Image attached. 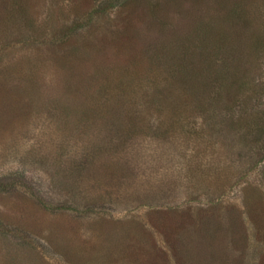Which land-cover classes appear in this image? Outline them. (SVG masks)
<instances>
[{
    "label": "rangeland",
    "instance_id": "1",
    "mask_svg": "<svg viewBox=\"0 0 264 264\" xmlns=\"http://www.w3.org/2000/svg\"><path fill=\"white\" fill-rule=\"evenodd\" d=\"M112 2L0 0V175L21 169L54 203L79 210L53 213L20 189L0 192V264H264V0ZM208 31L228 39L217 48L234 49L248 82L236 126L196 139L193 117L175 129L165 113L167 144L143 126L121 145L105 138L82 175L77 160L51 163L61 146L78 155L76 132H93L79 126L92 97L135 83L152 64L164 69L179 47L191 66L208 68ZM89 196L107 203L87 212Z\"/></svg>",
    "mask_w": 264,
    "mask_h": 264
},
{
    "label": "trees",
    "instance_id": "2",
    "mask_svg": "<svg viewBox=\"0 0 264 264\" xmlns=\"http://www.w3.org/2000/svg\"><path fill=\"white\" fill-rule=\"evenodd\" d=\"M10 1L14 2L15 0ZM124 3L125 0H114L111 8H118L119 6H123ZM22 11L24 12V9H22ZM208 32H206L207 34H205L204 40L202 39V45L205 46V49L200 53V58L209 65L208 68L206 67L204 69L202 66L195 68V66H191L192 64L188 63L189 57L187 58L190 49H188V46L185 50L179 47L182 51L175 54L173 57L165 55L169 64L164 69L162 68L164 64L161 66L152 64L149 70L140 73L141 78L139 77V80L135 81V83L132 80L126 83L121 81V86H117L115 90L108 93L106 96H98L99 98L95 96L92 97L91 101L93 103L89 105L94 111L91 112V116H85L83 120L86 119L88 121L79 123V126L91 128L93 132L90 134L87 133V130L85 133L81 131L76 132L77 138L74 139L75 143L81 142L82 145V147L79 148L78 155L72 153V147L69 150L70 146H66L67 149L61 146L60 149L63 148L62 152L56 155L55 158L51 160V163L57 162L59 165L68 159L77 160L76 168L77 171L81 173L79 175H82L85 173L86 168H90L88 165L97 158L98 151L108 146V143L104 140L105 138H108L111 144L118 141L121 145V143L124 144L129 138L133 140V136L136 132L138 133L140 128L143 130V126L151 125V127L154 128L156 132V135H154L156 137L155 143L167 144L169 141L166 142L167 139L163 138L164 130H162L166 124V121L163 120L162 117L165 113L170 116L172 121V123H168V125H171L175 129L180 126V123L184 124L183 120H185L184 122L187 120L190 121L193 117L194 124L188 126L192 127V129L193 127L197 129L196 139H201V137L206 134L207 127L210 126H212V130L217 133L224 129V125H230L231 127L236 126V108L241 104L238 100L246 94L242 91L248 82L246 83L243 81L245 78L243 76L237 77L239 60L237 55L234 54L233 45L231 46L233 49L231 52L226 50V48L224 50H219L217 48L218 43L222 44L224 42L225 44V41L228 39L221 38L223 35L217 38L213 35V32ZM159 44L158 42L151 44L147 47L146 51L148 52L149 49H154L155 47L158 48ZM155 54V57L159 59V57H157L158 52L154 53V55ZM174 59L181 61V64L175 65V63H170V61ZM152 61L155 60L152 59ZM175 82L176 85H174ZM249 84L252 85L251 82H249ZM174 87H178L177 91L180 96L176 99L175 105L171 106L170 103L174 101L171 90L174 89ZM100 88L102 89L101 86L98 87V89ZM233 90L235 92H233ZM164 91L169 93L162 99V97L159 96L160 94H166ZM190 93L194 94L190 95ZM71 98L73 101L77 100L76 96H71ZM162 100H166L169 106H166ZM187 100L191 102V106L186 105ZM146 112L148 115H146ZM153 114L155 116H153ZM145 116L154 117V120L151 121V118L149 122H146ZM196 118H198V121H195ZM228 121L230 122L229 125L226 124ZM102 133H109V136L105 134V136L102 137ZM181 137L194 138H191V134L187 131L182 132ZM33 151L35 153L40 152L35 156V161L38 162L41 167H47L48 165L46 162V165L39 162V158H45L43 151L36 148ZM46 156L48 157V154ZM58 165L53 168L54 170L52 172L50 171L53 177L59 174ZM24 172L25 171L21 169L14 171L12 174L6 175V179L4 180H2L3 176L0 175V192L16 191L20 189L39 206L53 213L79 211L77 207L66 200H58V203H54L52 199L45 195V191H43L42 188L37 189L34 187V185H37L36 182ZM136 189L137 193L133 191V196L140 200L143 194L140 189ZM85 202L87 212H96L97 209L100 208V205L104 207L103 204L107 203V199L105 197L94 199V197L89 196ZM143 205L144 204L138 203L135 205V208Z\"/></svg>",
    "mask_w": 264,
    "mask_h": 264
}]
</instances>
